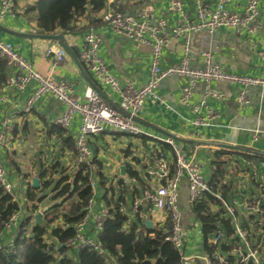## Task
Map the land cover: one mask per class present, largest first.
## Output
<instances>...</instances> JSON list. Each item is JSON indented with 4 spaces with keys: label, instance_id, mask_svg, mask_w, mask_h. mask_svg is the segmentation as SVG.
Segmentation results:
<instances>
[{
    "label": "crops",
    "instance_id": "0c3cea01",
    "mask_svg": "<svg viewBox=\"0 0 264 264\" xmlns=\"http://www.w3.org/2000/svg\"><path fill=\"white\" fill-rule=\"evenodd\" d=\"M36 0H14L11 13L0 17V39L10 42L14 50L21 55L34 69L51 76L54 80H66L71 84L76 99L82 101L88 85L96 87L105 100L117 105L119 96L109 86L95 80L86 64L80 58L84 45V34L90 27L100 35L98 54L106 63L109 70L123 85L131 83L139 88L145 84L151 64L150 38L135 45L134 41L126 36L116 34L110 26L100 18L101 12L108 7L122 8L124 11L138 12L142 7L149 6L153 17H162L168 28L172 27L177 19L175 12L170 10L168 0H111L105 3L100 12L87 11L79 16L75 24L78 31L63 33L40 32L37 27L36 14L28 11V7ZM187 16L194 20L195 10L192 0H182ZM212 8L215 0H204ZM245 0L229 3L228 8L238 12L243 10ZM258 14L256 20L258 28L254 32L246 28L239 32L228 27H219L212 32L202 30L189 35L188 65L199 68L203 65L200 52L209 51L221 67L232 73L264 77V61L261 53L264 50V0H257ZM90 27L86 29L85 26ZM40 34L61 35L71 52L66 51L64 60L53 63V47L61 46L56 39L41 37ZM185 36L171 37L167 46L160 54L162 67L177 64L184 50ZM50 49V50H49ZM2 58V57H1ZM6 62V60H5ZM16 67L5 63L0 70V130L5 122L10 125L1 149V158L7 180L12 186L13 199L19 205L16 223L0 235V239L9 237L21 220L28 215L26 208L31 204L37 205L36 211L43 210L55 203L48 192L42 201H29L26 190L32 187L40 195L44 178L41 171L44 168L52 169L51 176L58 178L62 168L75 166V139L80 129L81 116L74 113L70 123L61 127L55 122L64 111L65 105L52 94L41 95L28 112L23 110L27 98L37 86L36 81H29L23 88H17L9 83L10 76ZM187 82L184 76L171 75L163 78L156 86L155 91L164 102L161 103L152 97H145L135 120L146 132L147 139L131 136L119 132L109 126L89 137L88 143L92 151V159L96 161L106 185L113 189L107 193L114 198L122 197L121 202L126 210L131 211L134 203H138L143 220H151L152 227L163 226L167 222L163 210L142 198L145 187H155L156 179L148 173L149 164L153 163L154 152L159 148V139L173 137L176 146L187 156L197 159L202 164L204 178L208 180L212 174V161L218 149L225 148L234 154L240 164L234 162L229 165L234 187L248 194L250 188L249 173L241 167L243 154L262 157L264 154V88L250 86L247 88V102L238 101V84L211 80L209 88L204 80H197L193 86L192 95L187 104L180 102L181 88ZM206 89L217 91L220 97L205 96ZM205 99L200 114H205L207 108L215 113L209 125L196 126L192 121L197 112L194 104ZM167 104V106H166ZM165 155L173 165L171 151L165 149ZM98 161V162H97ZM125 167V175L120 168ZM137 173V177L131 173ZM39 178V185L32 186V178ZM95 177V178H94ZM93 188L92 212L97 213L105 206L102 198L104 192L98 176L95 175ZM228 177V176H227ZM120 180L123 184H120ZM178 205L182 213L183 224L186 228L184 253L201 254L204 252V237L200 223L193 220L190 208L187 183L182 179L179 184ZM244 193V195H245ZM57 200V202H59ZM246 217L244 211L238 210L237 218L241 221ZM44 220V212H43ZM34 219L31 218L33 223ZM58 221H56L57 223ZM198 222V224H197ZM54 224V223H53ZM196 224L198 226H196ZM97 228L89 216L84 223L82 233L95 237ZM201 264V262H199Z\"/></svg>",
    "mask_w": 264,
    "mask_h": 264
},
{
    "label": "built area",
    "instance_id": "2783aa9c",
    "mask_svg": "<svg viewBox=\"0 0 264 264\" xmlns=\"http://www.w3.org/2000/svg\"><path fill=\"white\" fill-rule=\"evenodd\" d=\"M111 0H106L109 2ZM195 10V19L187 16L182 0H168L170 10L176 13L175 24L168 28L166 20L162 17H153L149 6L142 7L138 12L118 10L108 7L101 12L100 18L116 34L131 38L135 45L150 38L151 64L148 78L141 87L136 88L131 83L121 84L118 78L109 70L106 63L98 54L100 35L91 27L84 34V45L80 58L86 64L97 82L109 86L119 96L117 105L108 103L101 92L94 86L88 85L84 92V99L79 101L73 94L71 84L66 80H54L50 75L34 69L13 48L10 42L0 39V57L8 64L16 67V71L10 76L9 83L17 88H23L29 81L37 82L33 93L27 98L23 110L28 112L33 103L43 94L50 93L65 105L63 113L55 119L61 127L69 125L74 113L81 116L80 129L75 139V161L86 164L90 169L95 165L92 161V151L88 143L91 135L101 132L105 126H109L119 132L139 137L147 135L139 126L133 116L140 110L145 97H152L163 103L164 100L156 94L155 88L160 81L171 75L184 76L187 82L181 88L180 102L187 104L192 95L193 86L197 80H204L209 88L211 80H220L238 84V101L247 102L246 92L250 86L264 88V77H256L225 71L216 62L213 55L207 51L200 52L203 65L192 68L188 65L189 35L191 33L206 30L214 31L219 27H228L239 32L246 28L254 32L259 26L256 20L258 14L257 0H245L243 10L238 12L228 8L229 3L239 0H215L212 8L204 0H192ZM14 0H0V17L11 13ZM184 35V53L177 64L165 67L160 65V54L163 47L167 46L171 37ZM50 50V49H49ZM54 53L53 63L62 62L66 56L63 47L51 48ZM264 61V50L261 53ZM205 96L220 97L217 91L206 89ZM205 105V99L194 104L193 110L197 112L192 124L196 126L209 125L215 113L212 109L200 114L201 107ZM167 106V104H166ZM128 114H127V113ZM10 125L5 122L0 130V186L5 192L12 194V186L6 178L1 158V149L4 145ZM160 142L167 143L172 150L173 165L167 159L164 151L156 150L153 163L148 166V173L156 179V186L145 187L142 190V198L163 210L169 221V229L166 239L171 241L179 251L181 261L179 264H264V160H246L248 167L250 188L248 194L237 189L235 195L227 203L218 193L214 195L222 202L226 213L232 217L233 232L226 235L222 229L215 231L209 239L215 249L209 253L201 254L184 253V241L186 228L183 224L182 213L178 205L179 184L185 179L190 202L198 199L204 192H212L208 180L204 178L202 164L195 158L187 157L179 149L173 137L160 138ZM90 186L95 187V180L90 179ZM245 193V195H244ZM119 210L127 212L125 205L119 202ZM139 204L134 203L130 213L133 214ZM93 198L89 199L87 214L83 220L77 223V234L70 244L91 247L102 252L101 247L92 237L82 233L85 220L90 216L97 229L101 227L106 216V208L102 207L97 213L92 212ZM238 210L244 211L246 217L243 220L237 218ZM17 214L10 217L6 225L16 223ZM225 244L227 248L219 246Z\"/></svg>",
    "mask_w": 264,
    "mask_h": 264
},
{
    "label": "trees",
    "instance_id": "16d2710c",
    "mask_svg": "<svg viewBox=\"0 0 264 264\" xmlns=\"http://www.w3.org/2000/svg\"><path fill=\"white\" fill-rule=\"evenodd\" d=\"M105 3L106 0H36L28 7V11L35 12L40 32H54L58 29L63 33H74L79 30L75 24L79 16L86 14L87 11L100 12ZM85 27L88 29L90 24ZM5 63V59L0 57V70L5 68ZM138 138L147 139L145 135ZM159 143L157 150L168 149L172 153L167 143ZM242 156L245 159L243 165L241 164L244 171H248L246 160H264V157L249 154ZM233 157L231 150L225 148L216 150L212 161V174L208 179L212 192H204L198 199L190 202L191 211L201 226L204 251L209 253L215 249L209 239L216 230L222 229L225 237L233 232L232 217L226 213L222 202L214 195L218 193L227 203L235 195L237 187L232 185L233 177L228 167L232 162L236 166L240 162ZM92 161L96 163L94 159ZM74 164L73 168H62L55 180L51 176L54 166L42 169L41 176L44 180L40 186L42 192L40 195L32 187L27 188L26 198L29 201H42L48 195V192H44L45 189L49 191L52 200L61 201L51 204L44 211L43 222L34 225L31 218L37 205L27 206L25 211L29 214L19 222L14 232L9 233V237L0 239V264L180 263L179 251L166 239L169 229L168 219L163 226L148 228L140 215L139 208L133 214L129 210L127 212L119 210L118 203L121 202L122 197L114 198L107 195L113 188L106 185V178L103 177L99 167L90 169L86 164L76 161ZM95 175L98 176L104 190L102 198L106 216L95 237L92 238L99 244L102 252L69 243L77 234V223L87 214L89 199L94 195L90 179ZM131 175L137 177L135 172ZM120 184L125 185L122 180ZM19 211V205L12 194L5 192L0 186V235L10 227L6 225L10 217L14 214L18 215ZM220 247L227 248L222 243L219 249Z\"/></svg>",
    "mask_w": 264,
    "mask_h": 264
},
{
    "label": "water",
    "instance_id": "95a60500",
    "mask_svg": "<svg viewBox=\"0 0 264 264\" xmlns=\"http://www.w3.org/2000/svg\"><path fill=\"white\" fill-rule=\"evenodd\" d=\"M41 37H44V38H48V39H56L58 40V42L61 44L62 47H64L68 52H71L69 46L67 45L66 41L64 40V38L61 36V35H50V34H40ZM127 113V112H126ZM128 114V113H127ZM134 119H135V116H133ZM260 156L264 157V154H259ZM120 171H121V174L124 176L125 175V167L122 166L120 168ZM39 185V178L37 177H33L32 178V186L34 187H37ZM61 201V200H60ZM59 201V202H60ZM59 202H55V203H59ZM48 208L45 207L43 208V210H40V211H36L34 214H33V223L34 224H37V223H41L43 222V212ZM144 223L145 225L148 227V228H151L152 227V221L151 220H144ZM47 225V224H46Z\"/></svg>",
    "mask_w": 264,
    "mask_h": 264
},
{
    "label": "rangeland",
    "instance_id": "374dc122",
    "mask_svg": "<svg viewBox=\"0 0 264 264\" xmlns=\"http://www.w3.org/2000/svg\"><path fill=\"white\" fill-rule=\"evenodd\" d=\"M193 220L198 221V219L194 215H193ZM197 224H198V222H197ZM197 224H196V226H198Z\"/></svg>",
    "mask_w": 264,
    "mask_h": 264
}]
</instances>
